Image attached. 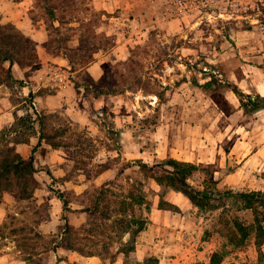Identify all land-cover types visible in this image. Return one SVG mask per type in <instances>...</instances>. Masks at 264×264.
<instances>
[{
    "label": "rangeland",
    "instance_id": "374dc122",
    "mask_svg": "<svg viewBox=\"0 0 264 264\" xmlns=\"http://www.w3.org/2000/svg\"><path fill=\"white\" fill-rule=\"evenodd\" d=\"M173 1L0 0V264H264L234 195L264 192V0Z\"/></svg>",
    "mask_w": 264,
    "mask_h": 264
},
{
    "label": "trees",
    "instance_id": "16d2710c",
    "mask_svg": "<svg viewBox=\"0 0 264 264\" xmlns=\"http://www.w3.org/2000/svg\"><path fill=\"white\" fill-rule=\"evenodd\" d=\"M7 43H12V41L9 40ZM4 61H8L11 66L13 65L10 56H4L3 62ZM261 102H264V97L262 96H257V100H252L250 97H248L249 108L242 101L241 106L243 107L245 113L252 114L259 111H264V105H261ZM14 159H17V162H13ZM138 166L141 169L147 168L146 164L140 162H138ZM161 166L169 175L166 176V179L170 186L181 192L186 198L189 199V201L199 207L209 205L208 199L210 194L207 191H195L187 183V178L194 170H196V166L189 163L178 162L172 159L166 160L161 164ZM2 167L5 172L12 174H18L23 169H25V167H22V160H20L17 155H14L11 161H9L8 158H5L2 162ZM26 168L30 170L32 169L30 161L28 162ZM166 168H169V170H166ZM234 195L243 204V207L250 210L252 213V231L254 232V243L258 249L259 258L262 259L264 258V254L261 253L260 249L262 245H264V192H240ZM57 198L62 202V207L65 208L66 202L62 198V196L59 195ZM141 230L142 228L139 227L138 232H140ZM237 230L240 235L237 241V245L241 246L247 240L249 236V230L247 229V227L241 225H237ZM221 259L222 256L219 253H213L210 258V264H219L221 262Z\"/></svg>",
    "mask_w": 264,
    "mask_h": 264
},
{
    "label": "built area",
    "instance_id": "2783aa9c",
    "mask_svg": "<svg viewBox=\"0 0 264 264\" xmlns=\"http://www.w3.org/2000/svg\"><path fill=\"white\" fill-rule=\"evenodd\" d=\"M209 3L210 0H174L172 12L175 16H184L206 7Z\"/></svg>",
    "mask_w": 264,
    "mask_h": 264
},
{
    "label": "crops",
    "instance_id": "0c3cea01",
    "mask_svg": "<svg viewBox=\"0 0 264 264\" xmlns=\"http://www.w3.org/2000/svg\"><path fill=\"white\" fill-rule=\"evenodd\" d=\"M261 89L264 90V81L260 82L259 85H258V91L260 92V95L264 96V93L261 92ZM256 156H257V154H252L250 156V159L249 160L251 161L252 159L256 158Z\"/></svg>",
    "mask_w": 264,
    "mask_h": 264
}]
</instances>
